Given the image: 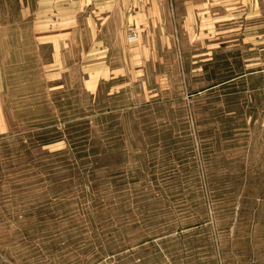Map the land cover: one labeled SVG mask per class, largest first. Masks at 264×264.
Returning a JSON list of instances; mask_svg holds the SVG:
<instances>
[{
    "label": "rangeland",
    "instance_id": "rangeland-1",
    "mask_svg": "<svg viewBox=\"0 0 264 264\" xmlns=\"http://www.w3.org/2000/svg\"><path fill=\"white\" fill-rule=\"evenodd\" d=\"M163 3L81 46L0 33V264H264V0L212 48Z\"/></svg>",
    "mask_w": 264,
    "mask_h": 264
},
{
    "label": "crops",
    "instance_id": "crops-1",
    "mask_svg": "<svg viewBox=\"0 0 264 264\" xmlns=\"http://www.w3.org/2000/svg\"><path fill=\"white\" fill-rule=\"evenodd\" d=\"M251 1L254 0H0V33L23 31L18 28V18L26 17V32L56 34L52 41L58 43H65L66 34H77L74 41L81 46L82 32L96 36L113 33L114 28L125 34L129 26L138 33L147 26L161 28L168 23L162 15L163 2H168L172 18L176 17L174 23L185 27L192 47L212 48L219 47L211 39L224 31L226 19L235 17L236 11L240 14L242 3Z\"/></svg>",
    "mask_w": 264,
    "mask_h": 264
},
{
    "label": "built area",
    "instance_id": "built-area-1",
    "mask_svg": "<svg viewBox=\"0 0 264 264\" xmlns=\"http://www.w3.org/2000/svg\"><path fill=\"white\" fill-rule=\"evenodd\" d=\"M136 36H137V32L134 29H131L129 35L127 36V38L129 40H133V39L136 38Z\"/></svg>",
    "mask_w": 264,
    "mask_h": 264
}]
</instances>
